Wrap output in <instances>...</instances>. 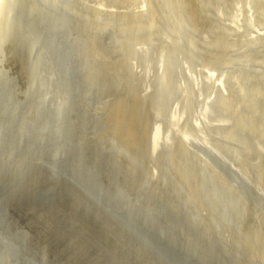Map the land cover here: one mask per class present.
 <instances>
[{
    "label": "rangeland",
    "instance_id": "1",
    "mask_svg": "<svg viewBox=\"0 0 264 264\" xmlns=\"http://www.w3.org/2000/svg\"><path fill=\"white\" fill-rule=\"evenodd\" d=\"M4 1L0 0V86L4 85L0 89V96L4 94L0 97V121L7 118L6 122L14 121L15 126L24 120L37 127L29 130L30 125L22 124L24 132H3L11 135L6 141L1 127L0 142H40L39 153L47 147L44 142H60L75 151L52 154L67 170L58 171L52 165L56 178L53 175L51 187L37 183L36 195L45 193L52 198L48 228L42 221L35 223L41 232L33 237L38 247L37 264H160L121 230L103 207L90 200L95 191L103 198L106 192L114 207L135 212L143 223L154 224L199 264H264V0H223L227 5L220 0H200L201 4L197 1L191 7L183 5L186 19L181 20L185 19L188 27L193 24L191 28L181 24L183 20L177 21L178 7L173 5L176 2L171 6L172 0H153L156 9L150 6L152 0H145L146 4L144 0H131L136 4L126 0L129 9L122 4L125 0H11L19 11L27 13L33 8L38 13L33 26L19 20L23 29L19 40L11 34V27L7 28V18L3 20L8 0ZM139 10L157 16L147 22L145 15L137 14ZM162 12L164 19L159 20ZM201 13L213 25L202 27ZM161 23L166 25L162 29ZM127 37L128 41L134 38L129 42L132 47L126 46L128 41L125 45ZM18 59L22 65L17 66ZM48 113L57 122L44 129ZM42 158L39 155V163H46ZM91 175L100 186L94 187ZM26 185H22L24 197L29 194ZM27 231L22 223V232L13 238H26ZM197 242L203 257L195 254ZM208 253L220 258L212 260Z\"/></svg>",
    "mask_w": 264,
    "mask_h": 264
},
{
    "label": "bare ground",
    "instance_id": "2",
    "mask_svg": "<svg viewBox=\"0 0 264 264\" xmlns=\"http://www.w3.org/2000/svg\"><path fill=\"white\" fill-rule=\"evenodd\" d=\"M15 2H16V0H14ZM13 1V2H14ZM27 1V0H26ZM74 1V0H73ZM77 1V0H76ZM94 1V0H93ZM122 1H124V0H122ZM126 1V0H125ZM133 1V0H132ZM131 0H130V3L132 2ZM135 1V0H134ZM142 1V0H141ZM149 1H151V0H148V3H149ZM158 1V0H157ZM160 1V0H159ZM165 0H163V1H161V2H163V3H168V2H164ZM168 1H170V0H168ZM197 1H198V3L200 2V0H191V1H188V2H185L184 0H172V2H171V6H172V4L174 3V2H176L177 4H173L174 6H177L178 7V10H177V12H179V13H177L179 16H180V18H178L177 17V21H182L181 20V17L182 18H185L186 19V17H184V15H185V13H183V11L181 10V7L184 5V7H191V6H194V5H197ZM205 2L207 1V0H204ZM203 1V2H204ZM213 1V0H212ZM216 1V0H215ZM219 1V0H218ZM224 2V4L225 5H227L228 3H225L226 1H223V0H220V2ZM229 1V0H228ZM3 2H5L4 0H3ZM7 2V4H6V7H5V9L7 8V11H6V13H5V11H4V14H5V16L6 17H3V20H4V18H7V20L5 21L7 24V28H9L10 29V27H11V30L12 31H10L9 29H7L6 31H7V36H8V34L10 35V33H9V31L11 32V34L13 35V36H16V40H19V38L21 39L22 38V36L23 35H21L20 36V34L23 32V29L19 26V20H21V21H23V22H25L26 21V23H29V25H32V23H33V20L35 19V18H33V17H35L37 14H36V12H35V10L36 9H33V8H31L27 13H25L26 11H23L22 12V10L20 9V11H19V8L17 7V5L15 6V5H13L14 3H12V1L11 0H8V1H6ZM34 2V1H33ZM56 2H57V0H56ZM80 2V1H79ZM94 2H96V1H94ZM101 2V1H100ZM108 2V1H107ZM127 2V1H126ZM126 2H124V3H122L123 5H125L124 7L126 8V6H127V4L129 3V1L126 3ZM136 2V1H135ZM135 2H132L133 4H136ZM138 2V1H137ZM143 2V1H142ZM144 2H145V0H144ZM152 2V4L150 5L151 7H153V8H155V4H154V2H156V0L153 2V0L151 1ZM202 2V1H201ZM202 2V3H203ZM204 2V3H205ZM219 2V3H220ZM221 2V3H222ZM17 3H18V1H17ZM23 3V2H22ZM54 3H55V0H54ZM91 3V2H90ZM126 3V4H125ZM129 3V4H130ZM131 3V4H132ZM203 3V4H204ZM206 3H208V2H206ZM214 3V2H213ZM231 3H233V2H231ZM2 4V3H1ZM0 4V5H1ZM26 4V3H25ZM24 4V5H25ZM33 4V3H32ZM58 4V3H57ZM111 4V3H110ZM119 4H120V2H119ZM145 4H146V2H145ZM199 4H201V3H199ZM223 4V3H222ZM223 4V5H224ZM36 5V4H35ZM51 5V4H50ZM78 5V4H77ZM97 5V4H96ZM153 5V6H152ZM168 5H170V4H167V6ZM205 5V4H204ZM203 5V6H204ZM2 6V5H1ZM19 6H22L21 4L19 5ZM26 6V5H25ZM30 6V5H29ZM98 6V5H97ZM129 6V5H128ZM127 6V7H128ZM143 6V5H142ZM165 5L163 4V7H164ZM206 6V5H205ZM204 6V7H205ZM222 6V5H221ZM4 7V6H3ZM31 7V6H30ZM123 7V6H122ZM130 7V6H129ZM129 7H128V9H129ZM163 7H160V8H163ZM173 7V6H172ZM225 7V6H224ZM23 8V7H22ZM36 8V7H35ZM49 8V7H48ZM58 8V7H57ZM112 8V7H111ZM114 8V7H113ZM112 8V9H113ZM156 8H157V6H156ZM155 8V9H156ZM159 8V7H158ZM171 8V7H170ZM216 8V7H215ZM218 8V7H217ZM127 9V10H128ZM168 10H169V14H171V12H170V10L171 9H169V8H167ZM173 9H175V7L173 8ZM172 9V10H173ZM26 10V9H25ZM50 11H51V9H49ZM67 10V9H66ZM89 10V9H88ZM87 10V11H88ZM132 11H136V9H131ZM130 10V11H131ZM162 10V9H161ZM203 10V9H202ZM201 10V11H202ZM207 10H209V9H207ZM72 11V10H71ZM157 11H159V9L157 10ZM162 11H164V10H162ZM175 10H173V12H174ZM204 11V10H203ZM1 12V11H0ZM140 12H142V13H144L142 10L140 11L139 10V13H137V14H139V16L140 15H143V17H144V15H145V17L143 18V19H145V20H147L148 18H149V20H154L153 18H152V15L153 16H155L156 14L155 13H153L151 16L150 15H148V16H146L147 14H146V12H145V14H140ZM150 13V11H148L147 10V13ZM167 11H165V13H166ZM210 12V11H209ZM50 13V12H49ZM125 13H127V12H124V14ZM135 12H133V14H132V16L133 15H135L136 16V14H134ZM152 13V12H151ZM150 13V14H151ZM158 13H160V12H158ZM163 13L164 12H162V17H161V13L159 14L160 15V17H159V20H162V19H164V17H163ZM174 13H176V12H174ZM205 13V12H204ZM208 13V12H207ZM212 13V12H211ZM41 14V13H40ZM155 14V15H154ZM169 14H164V15H168V16H165V18L166 19H171V18H168V17H171V16H169ZM173 14V13H172ZM176 14V15H177ZM209 14V13H208ZM29 15V16H28ZM71 15V14H70ZM111 15V14H110ZM127 15H129V16H127ZM127 15H125V16H127V17H130L131 18V16H130V13L128 12L127 13ZM183 15V16H182ZM203 14L201 13L200 14V24H201V26L202 27H210L211 26V24L212 23H207V21L208 22H212V21H210V19H205V17L203 18V16H202ZM209 15H211V14H209ZM3 15H1V17H2ZM46 16V15H45ZM60 16V15H59ZM139 16H138V18H139ZM150 16V17H149ZM157 16V15H156ZM174 16H175V14L173 15V18H174ZM186 16V15H185ZM204 16H207L206 14L204 15ZM29 17V18H28ZM38 17V16H37ZM66 17V16H65ZM176 17V16H175ZM20 18V19H19ZM60 18V17H59ZM129 18V19H130ZM133 18H134V16H133ZM136 18V20L135 21H137L138 22V18L137 17H135ZM142 18V17H141ZM140 18V19H141ZM156 18H158V17H156ZM160 18H162V19H160ZM190 18V17H189ZM208 18V17H207ZM33 19V20H32ZM38 19V18H37ZM42 19V18H41ZM45 19V18H44ZM63 19V18H62ZM132 19V18H131ZM184 19V20H185ZM47 20V19H46ZM64 20V19H63ZM149 20H147V22L149 21ZM159 20L157 19V22H159ZM176 20V19H175ZM184 20H183V23H181V24H184V26H185V24H186V22L184 23ZM187 20H191V19H187ZM207 20V21H206ZM40 21V20H39ZM171 21V20H170ZM10 22H11V24H10ZM91 22V21H90ZM94 22V21H93ZM140 22V21H139ZM142 22V21H141ZM140 22V23H141ZM150 22V21H149ZM155 22H156V20H155ZM160 22H162V21H160ZM165 22V21H164ZM190 22H193V20H191ZM3 23V22H2ZM132 23V22H131ZM133 23H135V22H133ZM133 23H132V25H133ZM139 23V24H140ZM144 23H146V21H144ZM167 23V22H166ZM165 23V24H166ZM170 23V22H169ZM168 23V24H169ZM178 23V22H177ZM188 23V25L190 24L189 22H187ZM51 24V23H50ZM111 24V23H110ZM139 24H137V25H139ZM141 24H143V23H141ZM148 24V23H147ZM150 24V23H149ZM149 24H148V26H149ZM164 24V23H163ZM180 24V25H181ZM4 25V24H3ZM35 25V24H34ZM111 25H113V24H111ZM116 25V24H115ZM126 25V24H125ZM131 25V24H130ZM158 25H160V24H158ZM161 25H162V23H161ZM169 25H172V24H169ZM168 25V26H169ZM193 25V24H192ZM192 25H189V27L191 28L192 27ZM213 25V24H212ZM33 26V25H32ZM55 26V25H54ZM93 26V25H92ZM129 25H127V27H128ZM135 26V25H134ZM141 26V25H140ZM145 26H146V24H145ZM145 26H143L142 28L143 29H141V30H144V27ZM150 26L153 28L154 26H152L151 24H150ZM163 26H166V25H162L161 26V29L163 28ZM186 26H187V24H186ZM2 27V26H1ZM4 27H5V25H4ZM90 27V26H89ZM105 27V26H104ZM130 27H133V26H130ZM188 27V26H187ZM188 27V28H189ZM129 28V27H128ZM137 28L139 29V26H137ZM146 28V27H145ZM152 28H150V29H152ZM155 28V27H154ZM153 28V29H154ZM157 28V27H156ZM174 27H172V29H173ZM185 28V27H184ZM264 28V27H263ZM130 29V28H129ZM133 30L135 29V27L134 28H132ZM153 29H152V31H153ZM194 29V28H193ZM243 29V28H242ZM2 30V29H1ZM57 30V29H56ZM68 30V29H67ZM70 30H72V29H70ZM148 30V29H147ZM159 30V29H158ZM163 30H165V29H163ZM190 30V29H189ZM132 31V30H131ZM145 31V30H144ZM149 31V30H148ZM155 31V30H154ZM153 31V33H156L157 34V32H158V34H159V31H155L154 32ZM262 31V30H261ZM4 32H5V30H4ZM53 32V31H52ZM58 32V31H57ZM98 32V31H97ZM3 33V32H2ZM54 33V32H53ZM152 33V34H153ZM161 33V32H160ZM247 33H248V31H247ZM58 34V33H57ZM56 34V35H57ZM68 34H69V32H68ZM143 34V33H142ZM146 34H147V31H146ZM149 34H150V32H149ZM156 34H154V36L156 35ZM165 34V33H164ZM176 34V33H175ZM236 34H238V33H236ZM4 35V34H3ZM25 35V34H24ZM72 35V34H71ZM114 35V34H113ZM130 35H131V33H130ZM133 35H135L134 33H133ZM132 35V37H134ZM138 35V34H137ZM144 35V34H143ZM43 36V35H42ZM59 36V35H58ZM145 36V35H144ZM152 36V35H151ZM150 36V38L152 39V37ZM166 36V35H165ZM5 37V36H4ZM46 37H47V35H46ZM50 37V36H49ZM125 37H126V35H125ZM132 37L130 38L131 40H132ZM240 37V36H239ZM8 38V37H7ZM44 38V37H43ZM48 38V37H47ZM129 37H127V38H124V40L126 41H124L125 42V45H126V43H127V39H128ZM135 38V37H134ZM134 38H133V41H134ZM145 38H146V40H147V37L145 36ZM144 38V39H145ZM165 38V37H164ZM178 38V37H177ZM255 38V37H254ZM50 39V38H49ZM130 39H129V41H128V43H127V45L126 46H130V44H129V42H133V41H130ZM141 39H143V37L142 38H140V40ZM252 39V38H251ZM32 40L33 41H36V39L35 38H33L32 37ZM47 40V39H46ZM51 40V39H50ZM71 40V39H70ZM136 40H138V39H136ZM154 40H156V39H154ZM233 40V39H232ZM49 41V40H48ZM100 41V40H99ZM149 41V40H148ZM240 41V40H239ZM254 41V40H253ZM252 41V42H253ZM37 42V41H36ZM58 42V41H57ZM56 42V43H57ZM68 42V41H67ZM201 42V41H200ZM238 42V41H237ZM49 43H52V42H49ZM64 43V42H63ZM79 43V42H78ZM98 43V42H97ZM142 43V42H141ZM168 43V42H167ZM188 43V42H187ZM255 43H257V42H255ZM53 44V43H52ZM154 44V43H153ZM173 44V43H172ZM196 44V43H195ZM105 45V44H104ZM174 45V44H173ZM258 45H261V44H258ZM258 45H256V46H258ZM32 46V45H31ZM51 46V45H50ZM100 46V45H99ZM136 46V45H135ZM135 46H134V48H135ZM165 46V45H164ZM14 47V46H13ZM16 47V46H15ZM121 47H123V44L121 45ZM130 47H132V44H131V46ZM186 47V46H185ZM249 47V46H248ZM254 47V46H253ZM260 47V46H259ZM262 47V46H261ZM264 47V46H263ZM32 48V47H31ZM69 48V47H68ZM86 48V47H85ZM88 48V47H87ZM100 48V47H99ZM119 48V47H118ZM193 48V47H192ZM206 48V47H205ZM212 48V47H211ZM245 48V47H244ZM35 49H37V48H34V50ZM101 49V48H100ZM113 49V48H112ZM116 49V48H115ZM123 49V48H122ZM125 49V48H124ZM136 49V48H135ZM209 49V48H208ZM206 50L207 52L209 51V54H211V50ZM251 49V48H250ZM254 49V48H253ZM252 49V50H253ZM257 49V48H256ZM263 49V48H262ZM29 50V49H28ZM59 50V49H58ZM72 50V49H71ZM84 50V49H83ZM110 50V49H109ZM114 50V49H113ZM127 51L129 50V48H127L126 49ZM132 50V49H131ZM175 50V49H174ZM199 50V49H198ZM201 50V49H200ZM202 50H204V49H202ZM261 50V49H260ZM259 50V51H260ZM35 51H37V50H35ZM35 51H33V53L32 54H34V52ZM94 51V50H93ZM105 51V50H104ZM156 51V50H155ZM159 51V50H158ZM91 52V51H90ZM107 52V51H106ZM114 52V51H113ZM130 52H132V53H130ZM129 53L130 54H133L134 52L133 51H130ZM206 52V53H207ZM219 52H220V50H219ZM225 51H223V53H224ZM258 52V51H257ZM3 53V52H2ZM31 53V52H30ZM38 53V52H37ZM37 53H35V55L37 54ZM49 53V52H48ZM96 53H97V51H96ZM116 53H118V52H116ZM213 53V52H212ZM217 53V52H216ZM221 53V52H220ZM219 53V54H220ZM99 54V53H98ZM121 54V53H120ZM153 54V53H152ZM219 54H217V55H219ZM256 54V53H255ZM31 55V54H30ZM34 55V56H35ZM38 55V54H37ZM37 55H36V57H37ZM125 55V54H124ZM129 55V54H128ZM136 55H137V52H136ZM169 55V54H168ZM221 55H223L222 53H221ZM221 55H219L218 57H217V60H218V58H219V60L221 61V59H220V56ZM260 55H263V53H261ZM33 56V55H32ZM50 56V55H49ZM52 56V55H51ZM60 56H62V54L60 55ZM151 56V55H150ZM31 57V56H30ZM41 57V56H40ZM137 57V56H136ZM250 57V56H249ZM258 57V56H257ZM22 58V57H21ZM91 58V57H90ZM92 58H93V56H92ZM177 58V57H176ZM20 59V58H19ZM19 59L17 60V66H19V65H22V60H21V62L19 61ZM37 59V58H36ZM158 59V58H157ZM168 59V58H167ZM200 59V58H199ZM58 60V59H57ZM115 60V59H114ZM121 60V59H120ZM124 60V59H123ZM6 61V60H5ZM39 61V60H38ZM49 61V60H48ZM60 61V60H59ZM85 62L87 61V60H84ZM95 61V60H94ZM93 61V62H94ZM117 61V60H116ZM53 61H51V63H52ZM112 62V61H111ZM148 62V61H147ZM160 62V61H159ZM172 62V61H171ZM46 63H48L47 61H46ZM54 63V62H53ZM108 63V62H107ZM142 63V62H141ZM158 63V62H157ZM191 63V62H190ZM258 63H259V61H258ZM43 64V63H42ZM41 64V65H42ZM87 64H88V62H87ZM94 65H95V63H93ZM124 64V63H123ZM122 64V65H123ZM126 64V63H125ZM264 64V63H263ZM84 65V64H83ZM90 65V64H89ZM88 65V66H89ZM92 65V64H91ZM94 65H92V66H94ZM113 65V64H112ZM116 65V64H115ZM171 65V64H170ZM173 65V64H172ZM261 65V64H260ZM49 66V65H48ZM99 66H101V64L99 65ZM104 66V65H103ZM117 66V65H116ZM119 66V65H118ZM142 66V65H141ZM33 67H34V65H33ZM85 67V66H84ZM32 68V67H31ZM36 68V67H35ZM34 68V69H35ZM50 68H52L51 66H50ZM100 68V67H99ZM104 68V67H103ZM107 68V67H106ZM151 68V67H150ZM37 69V68H36ZM35 69V70H36ZM91 69H92V67H91ZM149 69V68H148ZM38 70V69H37ZM36 70V71H37ZM102 70V69H101ZM121 70H122V66H121ZM127 70V69H126ZM130 70V69H129ZM145 70V69H144ZM152 70V69H151ZM34 71V70H33ZM32 71V72H33ZM36 71H34V74H38ZM39 71V70H38ZM41 71V70H40ZM106 71V70H105ZM108 71V70H107ZM125 71V70H124ZM128 71V70H127ZM131 71V70H130ZM164 71V70H163ZM36 72V73H35ZM46 72V71H45ZM54 72V71H53ZM117 72V71H116ZM129 72V71H128ZM135 72V71H134ZM111 73V72H110ZM119 73V72H118ZM125 73H126V71H125ZM164 73V72H163ZM33 74V73H32ZM52 73H50V75H51ZM107 74H108V72H107ZM126 74H128V73H126ZM158 74V73H157ZM106 75V74H105ZM115 75V74H114ZM135 75H136V73H135ZM32 76V75H31ZM39 76V75H38ZM100 76V75H99ZM103 76V75H102ZM116 76V75H115ZM126 76V75H125ZM133 76V75H132ZM148 76V75H147ZM36 77V76H35ZM52 77H54V76H52ZM97 77V76H96ZM101 77V76H100ZM118 77V76H117ZM124 77V76H123ZM129 77V76H128ZM130 77H131V75H130ZM134 77V76H133ZM223 77V76H222ZM39 78V77H38ZM94 78V77H93ZM99 78V77H98ZM121 78V77H120ZM153 78V77H152ZM43 79H45V78H43ZM89 79H91L90 78V76H89ZM112 79V78H111ZM119 79V78H118ZM123 79V78H122ZM128 79V78H127ZM135 79V78H134ZM137 79V78H136ZM39 80V79H38ZM37 80V81H38ZM93 80V79H92ZM98 80V79H97ZM108 80V79H107ZM131 80V79H130ZM3 81V80H2ZM44 81V80H43ZM43 81H41V82H43ZM66 81H67V79H66ZM112 81V80H111ZM129 81V80H128ZM162 81H163V79H162ZM247 81V80H246ZM251 81H253V80H251ZM257 81H258V79H257ZM256 81V82H257ZM263 81V80H262ZM130 82V81H129ZM152 82V81H151ZM250 82V81H249ZM39 83V82H38ZM127 83V82H126ZM216 84H217V82H215ZM233 83V82H232ZM247 83V82H246ZM258 83V82H257ZM262 83H264V82H262ZM1 84H2V82H1ZM115 85V84H114ZM117 85H118V83H117ZM123 85V84H122ZM153 85H155V83L153 84ZM172 85V84H171ZM251 85H257L256 83L255 84H252L251 83ZM258 85H259V88H261L260 87V84L258 83ZM116 86V85H115ZM132 86V85H131ZM141 86H143L142 84H141ZM140 86V87H141ZM148 86V85H147ZM162 86V85H161ZM160 86V87H161ZM174 86V85H173ZM28 87V86H27ZM44 87V86H43ZM98 87V86H97ZM135 87V86H134ZM226 87V86H225ZM46 88V87H45ZM49 88V87H48ZM236 88V87H235ZM238 88V87H237ZM255 88H257V87H255ZM0 89H4V85L1 87L0 86ZM153 89V88H152ZM167 89V88H166ZM45 90V89H44ZM125 90V89H124ZM130 90V89H129ZM248 90V89H247ZM260 90V89H259ZM35 91H37V90H35ZM42 91V90H41ZM45 91H47V90H45ZM116 91H117V87H116ZM130 91H133V90H130ZM215 91H216V88H215ZM126 92V91H125ZM128 92V91H127ZM248 92V91H247ZM113 93V92H112ZM132 93V92H131ZM182 93V92H181ZM212 93V92H211ZM251 93V92H250ZM122 94V93H121ZM155 94V93H154ZM156 94H158V93H156ZM162 94V93H161ZM185 94V93H184ZM187 94V93H186ZM216 94H217V92H216ZM258 94V93H257ZM4 95V94H3ZM2 95V96H3ZM124 95H125V93H124ZM148 95V94H147ZM228 95V94H227ZM256 95V94H255ZM259 95V94H258ZM2 96H0V97H2ZM186 96V95H185ZM221 96V95H220ZM128 97V96H127ZM130 98H131V96H129ZM134 97V96H133ZM147 97V96H146ZM152 97V96H151ZM159 97V96H158ZM168 97V96H167ZM227 97H229V101H230V98H231V96H227ZM227 97H226V99H227ZM249 97V96H248ZM123 98V97H122ZM140 99H142L141 97H139ZM218 98V97H217ZM263 98V97H262ZM42 99V98H41ZM50 99V101H51V98H49ZM49 99H47V100H49ZM129 99V98H128ZM146 99V98H145ZM150 99V98H149ZM208 99H210V98H208ZM243 99V98H242ZM254 99H256V98H254ZM46 100V101H47ZM123 100V99H122ZM131 100H133V99H131ZM164 100V99H163ZM181 100V99H180ZM184 100V99H183ZM216 100V99H215ZM219 100V99H218ZM224 100V99H223ZM228 100V99H227ZM247 100V99H246ZM249 100V99H248ZM0 101H1V103H2V101H3V98L2 99H0ZM49 101V102H50ZM226 101V100H225ZM134 102V101H133ZM140 102V101H139ZM183 102V101H182ZM185 102H187V101H185ZM184 102V103H185ZM206 102V101H205ZM220 102V101H219ZM221 102H223L222 101V99H221ZM0 103V104H1ZM42 103V102H41ZM46 103V102H45ZM128 103V102H127ZM138 103V102H137ZM154 103V102H153ZM211 103V102H210ZM249 103V102H248ZM258 103V102H257ZM48 104V103H47ZM47 104H46V106H47ZM53 104H54V102H53ZM56 104V103H55ZM54 104V105H55ZM130 104V103H129ZM141 104V103H140ZM149 104V103H148ZM164 103H162V105H163ZM208 104V103H207ZM225 104H227V103H225ZM229 104V103H228ZM230 104H231V102H230ZM51 105V107H52V104H50ZM49 104H48V108H50L49 106H50ZM135 105H136V103H135ZM205 105H206V103H205ZM234 105H236V104H234ZM208 106V105H207ZM237 106V105H236ZM224 107V106H223ZM23 108V107H22ZM21 108V109H22ZM53 108V107H52ZM52 108H50V109H52ZM142 108V107H141ZM228 108H230V106L228 107ZM145 109V108H144ZM232 109V108H231ZM236 109V108H235ZM243 109V108H242ZM163 110V109H162ZM50 111V110H49ZM135 111H137V110H135ZM148 111V110H147ZM234 111V110H233ZM242 111H244V109L242 110ZM255 111V110H254ZM134 112V111H133ZM144 112V111H143ZM187 112V111H186ZM212 112V111H211ZM217 112V111H216ZM229 112V111H228ZM234 113V112H233ZM256 113V112H255ZM11 114V113H10ZM226 114V113H225ZM146 115V114H145ZM0 116H1V114H0ZM56 116V115H55ZM214 116V115H213ZM217 116V115H216ZM227 116V115H226ZM234 116V115H233ZM255 116V115H254ZM151 117V116H150ZM229 118V117H228ZM236 118V117H235ZM3 119V117H0V120H2ZM6 119L7 118H5L4 119V121H0V128H1V137H3V141H6L7 140V137H10V136H4L3 135V132H4V134L5 133H7V132H9L10 131V129L12 130V131H19L20 130V132H24V128L22 127V124H27V126H29L30 125V127H28L29 128V130L31 129V127H37V125H34L33 126V124H30V123H28V122H26V121H24V120H22V123H21V125H19L20 123H18L17 121V125H15L14 126V121H12V122H6ZM21 119V118H20ZM19 119V120H20ZM55 119V118H54ZM56 120V119H55ZM68 121V120H67ZM157 121V120H156ZM214 121V120H213ZM242 121V120H241ZM245 121V120H244ZM57 122V121H56ZM56 122H54V120H53V118H50V115H49V113H48V117H47V119H45V126H44V129L45 128H47V125L49 126V127H52L53 128V125L56 123ZM227 122V121H226ZM67 123V122H66ZM208 123V122H207ZM253 123V122H252ZM71 124V123H70ZM99 124V123H98ZM101 124V123H100ZM103 124V123H102ZM147 124V123H146ZM209 124H211V123H209ZM220 124V123H219ZM226 124H228V123H226ZM20 126V128L19 129H17L19 126ZM24 125V126H25ZM32 125V126H31ZM63 125H64V123H63ZM152 125V124H151ZM101 126V125H100ZM152 126H154V125H152ZM234 126V125H233ZM230 127H231V125H230ZM153 128V127H152ZM228 128V127H227ZM39 129V128H38ZM58 129V128H57ZM157 129V128H156ZM155 129V130H156ZM184 129V128H183ZM186 129V128H185ZM46 131V130H45ZM58 131V130H57ZM160 131V130H159ZM187 131V130H186ZM260 131V130H259ZM29 132V131H28ZM35 132V131H34ZM246 132V131H245ZM38 132H36V134H37ZM41 133V132H40ZM60 133V132H59ZM63 133V136H64V133L65 132H62ZM157 133H158V131H157ZM222 133H225V132H222ZM257 133V132H256ZM256 133H254V135H256ZM259 133H261V132H258V134ZM10 134V133H9ZM13 134V133H12ZM19 134V133H18ZM21 134V133H20ZM39 134V133H38ZM48 134V133H47ZM263 134H264V132H263ZM263 134L261 135V136H263ZM15 135H16V132H15ZM14 135V136H15ZM59 135H61V134H59ZM87 135V134H86ZM154 135V134H153ZM152 135V136H153ZM158 135H159V133H158ZM216 135V134H215ZM253 135V134H252ZM260 135V134H259ZM18 136V135H17ZM62 136V135H61ZM62 136V137H63ZM90 136V135H89ZM206 136V135H205ZM224 136V135H223ZM16 137V136H15ZM238 137V136H237ZM256 137V136H255ZM203 138V137H202ZM240 138V137H239ZM17 139V138H16ZM16 139H13V140H16ZM21 140V139H20ZM159 140V139H158ZM262 140V139H261ZM12 141V140H11ZM150 141H151V139H150ZM199 141V140H198ZM39 143L40 142H0V264H37L38 263V260H37V253H38V251L36 250L38 247L36 246V243H35V238H33L34 236H36V234H37V231H39V233H41L40 232V230H38L37 229V225L35 224L36 222H39V221H42L43 223H45V225L47 226L46 228H48V223H49V218H51V211H50V205L52 204L51 203V200H52V198H51V195L49 194V195H46L44 192H42V193H44L43 194V196H37L36 195V192L38 191V190H36V188H37V183H40V182H42L43 184H46L47 186L46 187H51V185H48V184H50L51 182H53V175H54V177L56 178V174H55V172H54V168H53V166L52 165H55V167L56 168H58V171H63V170H67V168H66V164L65 163H63V162H58V161H55L54 160V157H52L53 155L52 154H56V153H60V155L62 154V155H64V154H66L67 152H68V154H69V152L71 153V152H75V151H72L73 149L71 148V147H67V146H63V144L62 143H60V142H44V144H46L47 145V147L41 152V153H39L38 152V148H39ZM59 143H60V145H59ZM208 144V143H207ZM72 145V144H71ZM54 146H57V148H54ZM175 146V145H174ZM58 147H59V149H58ZM73 147V146H72ZM172 147V146H171ZM178 147V146H177ZM74 148V147H73ZM153 148V147H152ZM166 148H168V147H166ZM180 148V147H179ZM60 149H63V150H60ZM170 149H172V148H170ZM166 150V149H165ZM169 149H167L166 151H168ZM154 152V151H153ZM168 153V152H167ZM203 154V153H202ZM205 154V153H204ZM39 155H40V157H43L42 158V161H46V163L44 162V163H39V160H38V158H39ZM42 155V156H41ZM52 155V156H51ZM78 155H81L80 153L78 154ZM165 155H166V152H165ZM164 155V156H165ZM195 155V154H194ZM57 156H59L58 154L56 155V157L55 158H57ZM197 156V155H196ZM44 157H45V159H44ZM72 157H73V155H72ZM208 157V156H207ZM211 157V156H210ZM18 158V159H17ZM69 158V157H68ZM80 158V157H79ZM78 158V159H79ZM82 158V157H81ZM85 158V157H84ZM83 158V159H84ZM17 159V160H16ZM51 159V160H50ZM61 159V158H60ZM73 159V158H72ZM82 159V160H83ZM206 159V158H205ZM58 160V159H57ZM81 161V160H80ZM208 161V160H207ZM82 162V161H81ZM84 162V161H83ZM85 162H86V159H85ZM166 162V161H165ZM209 163V162H208ZM212 163V162H211ZM45 164H48V166L49 167H47L46 169H45ZM84 164V163H83ZM85 165V164H84ZM83 165V166H84ZM203 165H204V163H203ZM79 167V166H78ZM80 167H81V165H80ZM23 168V172H21V171H18V169H22ZM109 168V167H108ZM195 168V167H194ZM17 170V171H16ZM195 171V170H194ZM96 172L97 171H95V174H96ZM64 175H65V172L63 173ZM233 174V173H232ZM94 175V174H93ZM93 175H91V176H93ZM94 177V179L92 178V182H93V185H94V187H97V186H100L97 182H96V180H95V177L96 176H93ZM39 178V179H38ZM109 178V177H108ZM115 178V177H114ZM82 179H84V178H82ZM111 179V178H110ZM168 179V178H167ZM206 179V178H205ZM85 180V179H84ZM87 181V180H86ZM113 181V180H112ZM25 184H27L26 186H28L27 187V190H28V192H29V194L26 196V197H24V191H22V188H23V186L22 185H25ZM90 187H92L91 185H90ZM44 190H45V192H47V188H44ZM43 190V191H44ZM102 191V190H101ZM177 191V190H176ZM183 191V190H182ZM104 192V191H103ZM41 193V194H42ZM49 192H47V194H48ZM196 193V192H195ZM205 194V193H204ZM185 195V194H184ZM54 196V195H53ZM100 196V195H99ZM105 196L107 197L108 195H106V192H105ZM194 196V195H193ZM200 196V195H199ZM247 196V195H246ZM104 198L105 199V201H108L109 202V205L111 204V202L109 201V199H110V197H108V198ZM112 198L114 197V196H111ZM192 197V196H191ZM209 197H210V195H209ZM115 198V200H116V196L114 197ZM171 198V197H170ZM107 199V200H106ZM175 199V198H174ZM242 199V198H241ZM114 200V201H115ZM180 200V199H179ZM192 200V199H191ZM199 200V199H198ZM49 201V204H47V202ZM170 201V200H169ZM199 202V201H198ZM125 203V202H124ZM204 203V202H203ZM116 204V203H115ZM231 205V204H230ZM115 206H117V205H115ZM194 206V205H193ZM225 206V205H224ZM223 206V207H224ZM196 209V208H195ZM24 213V216H27L28 217V219H25V220H23L22 218L24 217V216H22V214ZM49 213H50V216H49ZM227 213H229V212H227ZM55 214V213H54ZM198 214V213H197ZM233 214V213H232ZM245 214V213H244ZM205 215V214H204ZM208 215V214H207ZM226 215V214H225ZM224 215V216H225ZM229 215V214H228ZM231 216V215H230ZM230 216H228V217H230ZM234 216V215H233ZM244 216V215H243ZM198 217V216H197ZM196 217V218H197ZM231 218H233V217H231ZM230 219V218H229ZM229 219H227V220H229ZM220 222V221H219ZM22 223H24V227H25V230H28L27 232H24V233H26L28 236L26 237V238H21V237H18V238H13L14 236H18L19 234H20V232H22ZM216 223V222H215ZM226 223V222H225ZM198 224H199V222H198ZM232 224V223H231ZM242 224V223H241ZM254 225H256V224H254ZM197 226H199V225H197ZM197 226H195V228L197 227ZM209 226V225H208ZM225 226V225H224ZM230 226V225H229ZM257 226V225H256ZM39 227V226H38ZM232 227V226H231ZM41 228V227H40ZM198 229H199V227H197ZM237 228V227H236ZM248 228V227H247ZM255 229V228H254ZM257 229V228H256ZM42 230V229H41ZM240 230V229H239ZM199 231V230H198ZM248 231V230H247ZM258 231V230H257ZM44 232V231H43ZM225 232V231H224ZM238 233V232H237ZM259 233V232H258ZM43 234V233H42ZM41 234V235H42ZM207 234V233H206ZM197 235H199V234H197ZM39 236V235H38ZM171 237H173V236H171ZM212 237V236H211ZM199 238V237H198ZM213 238V237H212ZM242 238V237H241ZM45 239V238H44ZM43 239V240H44ZM200 239V238H199ZM223 239V238H222ZM245 239H246V237H245ZM201 240V239H200ZM217 240V239H216ZM221 240V239H220ZM252 240V239H251ZM112 241V240H111ZM114 241V240H113ZM244 241V240H243ZM181 242V241H180ZM40 243H41V241H40ZM210 243V242H209ZM235 243V242H234ZM252 243H254V242H252ZM199 242H197V245L195 244V246H197L198 247V249H196L195 250V254L197 253L198 254V257H203V255H202V249L199 247ZM40 245V244H39ZM202 245V244H201ZM203 246V245H202ZM208 247H210V246H212L211 244L210 245H207ZM207 246H205V247H207ZM218 246V245H217ZM216 246V247H217ZM221 246V245H220ZM223 246V245H222ZM50 248V247H49ZM211 248V247H210ZM213 248V247H212ZM45 249V248H44ZM207 249H209V248H207ZM214 249V248H213ZM213 249H212V251H213ZM223 249V248H222ZM227 249H229V248H227ZM236 250V249H235ZM241 250H242V248H241ZM39 251H40V249H39ZM216 251V250H215ZM223 251V250H222ZM221 251V253H224V252H222ZM232 251V250H231ZM234 251V250H233ZM243 251V250H242ZM249 251V250H248ZM205 252V251H204ZM228 252V251H227ZM244 252H245V250H244ZM219 253V252H218ZM194 254V255H195ZM204 254V253H203ZM50 255V254H49ZM219 255H220V253H219ZM224 255V254H223ZM222 255V256H223ZM206 256H210V258H213L212 260H215L216 258H220V256H218L217 257V253H216V255L215 254H213L212 255V253H211V255L208 253V255H206ZM227 255H225V257H226ZM243 256V255H242ZM45 257V256H44ZM224 257V256H223ZM209 258V259H210ZM215 258V259H214ZM45 259H46V257H45ZM200 259V258H199ZM202 259V258H201ZM206 260V259H205ZM217 260V259H216ZM221 260V259H220ZM223 260V259H222ZM221 260V261H222ZM228 260V259H227ZM199 261V260H198ZM49 262V261H48ZM209 262H212L211 260L209 261ZM231 262V261H230ZM159 263V262H158ZM204 263H205V261H204ZM207 263H208V260H207ZM201 264H203V263H201ZM213 264H215V263H213ZM216 264H224V262L223 263H221V262H219V263H216Z\"/></svg>",
    "mask_w": 264,
    "mask_h": 264
},
{
    "label": "water",
    "instance_id": "3",
    "mask_svg": "<svg viewBox=\"0 0 264 264\" xmlns=\"http://www.w3.org/2000/svg\"><path fill=\"white\" fill-rule=\"evenodd\" d=\"M68 180L73 182L70 177ZM94 193L97 197L95 195L91 199L89 195L90 200L103 207L116 225L141 244L160 264H199V261L180 249L168 234L156 230L154 224L143 223L140 215L135 212H127L125 209L114 207L113 204H106L108 201H105L104 196L96 191Z\"/></svg>",
    "mask_w": 264,
    "mask_h": 264
}]
</instances>
